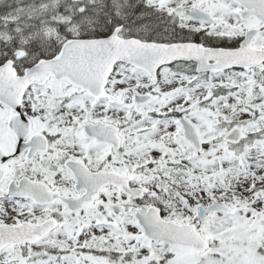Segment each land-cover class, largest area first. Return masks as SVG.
Returning a JSON list of instances; mask_svg holds the SVG:
<instances>
[{
  "label": "snow or ice",
  "instance_id": "obj_1",
  "mask_svg": "<svg viewBox=\"0 0 264 264\" xmlns=\"http://www.w3.org/2000/svg\"><path fill=\"white\" fill-rule=\"evenodd\" d=\"M0 264H264V0H0Z\"/></svg>",
  "mask_w": 264,
  "mask_h": 264
}]
</instances>
